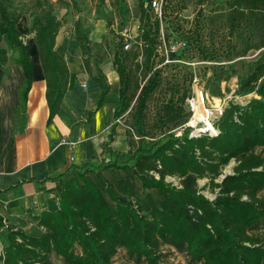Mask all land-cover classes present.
Here are the masks:
<instances>
[{
    "label": "trees",
    "instance_id": "1",
    "mask_svg": "<svg viewBox=\"0 0 264 264\" xmlns=\"http://www.w3.org/2000/svg\"><path fill=\"white\" fill-rule=\"evenodd\" d=\"M4 1L0 35L18 50L26 91L32 70L28 45L16 28L19 16L9 13ZM223 4L230 34L243 30L253 37L259 32L261 51L247 63L240 62L244 71L235 75L236 95L255 93L259 98L244 105L229 102L212 123L215 136L190 137L189 127L175 135L173 130L189 116L184 110L188 89L156 68L159 20L150 21L151 11L141 1L138 45L125 51L120 37L113 55L118 104L103 144L105 157L99 164L71 166L57 177L58 208L35 218L42 229L39 237L7 226L9 244L0 264H55L52 255L63 264H111L119 250L132 264H161L165 246L192 264H264V242L253 233L264 227V199L259 197L264 191V0ZM58 29L50 14L35 18L31 26L46 79L49 118L75 79L64 50L55 48ZM76 41L83 69L91 73L90 47L78 28ZM93 79L100 89L95 103L99 108L110 86L99 68ZM154 100L158 103L149 122L146 113ZM124 114L130 121L129 144L135 143L127 153L109 146ZM233 161L231 172L223 174ZM199 180L206 182L200 187ZM205 189L214 194L212 199L203 194Z\"/></svg>",
    "mask_w": 264,
    "mask_h": 264
},
{
    "label": "rangeland",
    "instance_id": "2",
    "mask_svg": "<svg viewBox=\"0 0 264 264\" xmlns=\"http://www.w3.org/2000/svg\"><path fill=\"white\" fill-rule=\"evenodd\" d=\"M141 1L144 3L146 0H6L3 4L9 13L19 16L16 28L24 40L32 35L31 26L34 19L48 14L59 23L58 32H71L76 36L78 28L90 47L87 55L89 62H92L94 67V63L98 61L100 69L105 73L106 70H114L112 60L120 37H123L124 43L129 44L125 51L138 45L137 38L142 31L138 20ZM223 2L224 0H203L202 3L198 0H163L161 19L153 12L150 16L151 22L159 20L161 33L158 56L155 59L156 68L163 70L164 77L178 79L182 89H188L184 104L185 113L189 115L186 123L196 128H202L204 125L190 122L193 113L188 102L194 99L195 90H199L203 95L212 127L218 111L229 102L244 105L251 99L259 98L255 93L235 94V75L244 71L240 62L247 63L261 51V48H257L259 32L254 33L253 37L243 30L230 34L226 26L228 13ZM90 36H94L99 42L89 41ZM197 47L207 55L206 59L202 58ZM5 49L10 54V59L18 58V50L10 48L0 35V51ZM139 60L141 62L142 58ZM160 95L157 94L155 98ZM156 102L158 103V100L149 104L146 113L149 122L153 117ZM117 121L116 133L109 146L127 153L135 147V143L130 145L128 141L130 121L127 114ZM111 122L112 119L104 125L102 135H107ZM181 127L173 130L175 135L181 134ZM132 139L137 141L136 137ZM232 166L231 162L224 168L223 174L230 173ZM205 182L199 180L198 184L201 187ZM202 192L209 199L214 197L208 189ZM259 197L264 199V191L259 193ZM253 233L264 242V227ZM161 253V264H192L184 254L171 247H162ZM51 259L55 264H63L53 255ZM111 264L132 263L125 252L119 250Z\"/></svg>",
    "mask_w": 264,
    "mask_h": 264
},
{
    "label": "crops",
    "instance_id": "3",
    "mask_svg": "<svg viewBox=\"0 0 264 264\" xmlns=\"http://www.w3.org/2000/svg\"><path fill=\"white\" fill-rule=\"evenodd\" d=\"M75 37L74 33L63 31L55 36V48L64 50V60L75 79L52 118L33 33L25 40L22 37L32 63L26 91L18 58L10 59L6 49L0 51V255L9 244L8 225L29 236L41 235L35 218L57 210L59 175L71 166L99 164L105 157L103 144L109 132L102 135L103 127L112 119L118 104V76L113 69L105 71L110 90L96 108L100 89L93 77L100 66L98 61L94 67L89 62L91 73L84 71ZM88 40L99 42L94 36ZM23 121L25 126L19 131ZM63 140L73 145L62 144Z\"/></svg>",
    "mask_w": 264,
    "mask_h": 264
},
{
    "label": "built area",
    "instance_id": "4",
    "mask_svg": "<svg viewBox=\"0 0 264 264\" xmlns=\"http://www.w3.org/2000/svg\"><path fill=\"white\" fill-rule=\"evenodd\" d=\"M143 7L147 8L151 12H153L157 16L158 19H161L162 12H163V0H146L143 3ZM128 46H129L128 42L124 43L123 49L124 50L127 49ZM188 104L190 106L191 112L193 113L191 101L188 102ZM222 111H223V109H220L218 111L217 115L215 116L216 119L219 118V116L221 115ZM192 119H193V117L191 118V121H192ZM197 122L203 123L204 121H197ZM191 124H193V123H191ZM203 125H204V123H203ZM188 126H190V129H191L190 133H189L190 137H198L201 134H205V133H207L210 136H215L217 134L216 130L211 126V124H210L211 127L209 129H203V128H196V127H194V125H190L189 123H185L184 125H182L181 129L186 128ZM178 134H180V133H178ZM62 144L73 145L72 142H67L65 140L62 141ZM167 181L173 182L174 185L178 184L177 181L174 178L168 177Z\"/></svg>",
    "mask_w": 264,
    "mask_h": 264
},
{
    "label": "bare ground",
    "instance_id": "5",
    "mask_svg": "<svg viewBox=\"0 0 264 264\" xmlns=\"http://www.w3.org/2000/svg\"><path fill=\"white\" fill-rule=\"evenodd\" d=\"M192 110H193V119L192 123L197 121H204L203 129H209V116L210 113L205 109V103L202 93L199 90H195V97L191 101Z\"/></svg>",
    "mask_w": 264,
    "mask_h": 264
},
{
    "label": "water",
    "instance_id": "6",
    "mask_svg": "<svg viewBox=\"0 0 264 264\" xmlns=\"http://www.w3.org/2000/svg\"><path fill=\"white\" fill-rule=\"evenodd\" d=\"M24 126H25V121L22 122V124H21V126H20V128H19V131H22L23 128H24ZM222 178H223V176H222Z\"/></svg>",
    "mask_w": 264,
    "mask_h": 264
},
{
    "label": "clouds",
    "instance_id": "7",
    "mask_svg": "<svg viewBox=\"0 0 264 264\" xmlns=\"http://www.w3.org/2000/svg\"><path fill=\"white\" fill-rule=\"evenodd\" d=\"M232 163H234V161Z\"/></svg>",
    "mask_w": 264,
    "mask_h": 264
}]
</instances>
